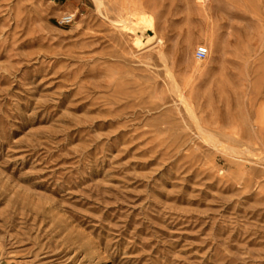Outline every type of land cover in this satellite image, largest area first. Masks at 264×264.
Listing matches in <instances>:
<instances>
[{
  "label": "rangeland",
  "instance_id": "1",
  "mask_svg": "<svg viewBox=\"0 0 264 264\" xmlns=\"http://www.w3.org/2000/svg\"><path fill=\"white\" fill-rule=\"evenodd\" d=\"M99 2L0 0V264H264V0Z\"/></svg>",
  "mask_w": 264,
  "mask_h": 264
},
{
  "label": "built area",
  "instance_id": "2",
  "mask_svg": "<svg viewBox=\"0 0 264 264\" xmlns=\"http://www.w3.org/2000/svg\"><path fill=\"white\" fill-rule=\"evenodd\" d=\"M74 17L72 15H64L61 18V25H70L73 22ZM208 56V49L206 47H201L197 51L196 58L198 60H203Z\"/></svg>",
  "mask_w": 264,
  "mask_h": 264
},
{
  "label": "bare ground",
  "instance_id": "3",
  "mask_svg": "<svg viewBox=\"0 0 264 264\" xmlns=\"http://www.w3.org/2000/svg\"><path fill=\"white\" fill-rule=\"evenodd\" d=\"M94 1H95L96 4L98 5V7H99V6H100V7L102 6V5H100V2H99L100 0H94ZM144 21H145V20H144ZM144 21H143V22H144ZM151 21H152V20H151ZM151 21H150V22H151ZM140 22H141V21H140ZM141 25H143V30H141V32H139L140 34H142V31H146V32H147L148 30H149V31H152V28H153V27L151 28V27L149 26V23H142ZM136 27H137V26H136ZM140 28H141V26H140ZM129 30H130V29H129ZM130 31H132V30H130ZM153 33H154V32H153ZM154 36H155V35H154ZM154 36L151 37L150 40H151V39H154ZM140 39H141V38H138L139 41H140ZM144 40H145V39H144ZM136 42H137V40H136Z\"/></svg>",
  "mask_w": 264,
  "mask_h": 264
}]
</instances>
